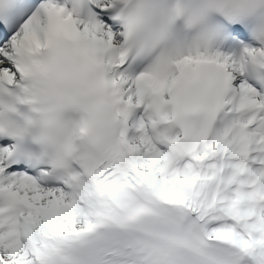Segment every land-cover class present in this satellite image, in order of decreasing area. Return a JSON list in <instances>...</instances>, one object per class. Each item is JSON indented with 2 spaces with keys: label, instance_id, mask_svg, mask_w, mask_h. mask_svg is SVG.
Here are the masks:
<instances>
[{
  "label": "snow or ice",
  "instance_id": "6c2138e0",
  "mask_svg": "<svg viewBox=\"0 0 264 264\" xmlns=\"http://www.w3.org/2000/svg\"><path fill=\"white\" fill-rule=\"evenodd\" d=\"M0 264H264V0H0Z\"/></svg>",
  "mask_w": 264,
  "mask_h": 264
},
{
  "label": "clouds",
  "instance_id": "9594fccd",
  "mask_svg": "<svg viewBox=\"0 0 264 264\" xmlns=\"http://www.w3.org/2000/svg\"><path fill=\"white\" fill-rule=\"evenodd\" d=\"M45 55H46V56L55 57V56H57V55H60V53L49 52V53H46ZM64 55H68V56H76L78 59H80L81 61H83V58H82V57H79L78 54H77V53L71 48V46H69L67 52L64 53ZM104 106H105V101L102 99V100H101V107H104ZM96 132H97V125L94 124V126H93V134H95ZM76 145H77V148L80 149V150L90 149V148L93 147L92 145H90V144L88 143L87 138L77 139V140H76Z\"/></svg>",
  "mask_w": 264,
  "mask_h": 264
}]
</instances>
